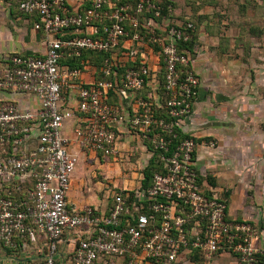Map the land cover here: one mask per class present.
I'll list each match as a JSON object with an SVG mask.
<instances>
[{
	"label": "built area",
	"instance_id": "obj_1",
	"mask_svg": "<svg viewBox=\"0 0 264 264\" xmlns=\"http://www.w3.org/2000/svg\"><path fill=\"white\" fill-rule=\"evenodd\" d=\"M10 1L38 19L34 29L47 40L44 54H13L0 64V244L13 249L42 235V264H194L196 256L203 264L225 257L264 264L262 229L231 219L226 200L198 185L197 148L215 143H198L181 127L200 90L193 58L178 48L194 26L171 23V5L165 16L161 0H86L77 10L67 0ZM144 47L159 55L171 121L156 119L152 104L136 97L145 84L158 86L149 65L140 60L119 81L108 79ZM82 52L110 56L101 79L84 83L85 68L61 64ZM147 98L160 107L157 93ZM175 128L189 138L179 140ZM127 136L141 140L148 157L157 152L162 171L147 188L141 177L134 190L111 191L103 206H72L81 156L117 158Z\"/></svg>",
	"mask_w": 264,
	"mask_h": 264
},
{
	"label": "rangeland",
	"instance_id": "obj_2",
	"mask_svg": "<svg viewBox=\"0 0 264 264\" xmlns=\"http://www.w3.org/2000/svg\"><path fill=\"white\" fill-rule=\"evenodd\" d=\"M161 1L171 4V23H191L196 34L204 28V37L197 39L193 72L205 95L195 102L190 130L183 128L199 143L213 141L210 152L223 161L205 169L204 176L224 194L232 193V183H226L239 167L253 181L264 179L262 168L251 173L254 165L264 166V0ZM157 57L156 66L161 64ZM122 142L117 158H82L69 191L72 202L103 206L111 191L139 185L147 154L139 140L129 137ZM215 264L230 263L218 258Z\"/></svg>",
	"mask_w": 264,
	"mask_h": 264
},
{
	"label": "crops",
	"instance_id": "obj_3",
	"mask_svg": "<svg viewBox=\"0 0 264 264\" xmlns=\"http://www.w3.org/2000/svg\"><path fill=\"white\" fill-rule=\"evenodd\" d=\"M67 2L70 8L73 10L83 8L87 5L86 0H67ZM34 23L35 22L31 17L25 16L18 11L15 1L0 0V64H3L4 59L13 54H44L46 50L47 38L42 32L36 31L34 29ZM197 36L198 40H201L204 37V28H202V26L198 31ZM156 55L157 54L149 47L141 48L140 60L147 65H150L149 67L153 68L155 71L153 74L155 73V76L156 73L159 72V65H155L156 59H158V55ZM193 62L195 64V59H193ZM194 64L193 68H195ZM83 68H85V70L81 76L82 81L84 83H91L96 78V67L94 66V63L86 60L83 63ZM154 80L155 78L152 76L151 83H153ZM202 90L203 89L200 88L196 101L204 97L205 91ZM68 97L70 102L74 103L77 97V90L75 89L70 91ZM116 97L119 101H121V98L118 96ZM122 103L125 105L127 104L125 100L121 102V104ZM193 116L195 115L192 114L190 118L184 122V124L181 126L182 130L184 127L188 129V131L190 130L189 128L193 125ZM129 137L139 140L133 136H127L125 139H128ZM139 142L141 143L140 149L146 152L141 140H139ZM210 150L213 149H207L203 146H199L195 154V165L197 172L204 178L202 182L203 189L208 193L216 194L217 196H220L224 199H226L225 195H227L228 197L226 200L229 217L237 221L250 222L261 228L263 232L262 244L264 245V179L257 177V181H253L252 179L245 177L244 172H242L241 168L239 167L236 171V174L233 175L232 182L226 183L227 185L232 183V187L228 186L230 189H232V193L224 194L223 191L217 192L218 187L215 185L214 180L209 182L206 176L203 174L205 169L216 168L218 164H221L220 161H222L219 159V157L215 156L214 153H211ZM146 154L148 160V153L146 152ZM82 158H84V156H81L80 163ZM207 158H209V160ZM214 159H216V161ZM258 165L261 166L258 167L254 165L252 167L251 173H256L258 168L264 169L263 163ZM251 182L253 183V186ZM252 189L253 192L248 193V191ZM72 199L73 198H71V194L69 193V202L72 206L76 208H82L85 206H80L79 204L77 205V203L72 202ZM15 244L16 247L13 249L6 248L0 244V264H7L9 262L14 264H42L45 250L44 236L38 235L35 242H31L28 239L25 241L19 239L15 241ZM225 258H227L228 263L235 264L233 263V259L228 257Z\"/></svg>",
	"mask_w": 264,
	"mask_h": 264
},
{
	"label": "trees",
	"instance_id": "obj_4",
	"mask_svg": "<svg viewBox=\"0 0 264 264\" xmlns=\"http://www.w3.org/2000/svg\"><path fill=\"white\" fill-rule=\"evenodd\" d=\"M171 5L169 1H163V7H164V12L163 15L167 16V11L166 8L167 6ZM33 19V21L36 23L38 22V19L36 17H31ZM197 34L196 31L192 34V38L191 40L187 41V42H181L179 44V52L182 51H186L188 52L190 55V57L193 58L195 52H196V46H197ZM156 51V49H155ZM109 55H104V54H99V53H93V52H82L81 55L79 57H65L62 61L61 64L63 66H67L69 68H77V69H81L83 70V63L88 60L91 61L92 63H94V66L96 67V79H101L103 77L102 73H101V68L103 67V63L105 61V59L109 58ZM139 62H140V58L137 57L134 61L132 62H126L124 64L125 67L121 66V64H118L117 67H114V72H116V76H114L113 74L108 78L110 80L114 79V77H116V79L119 81L120 80V76L123 74L124 69L125 68H136L137 66H139ZM162 75H163V71L161 70L159 77L157 76V80H158V86L157 88L154 90L151 86H148L147 84L144 85V89L140 92L137 93V98H141L144 100H147L148 102H150L152 104V110L154 113V116L156 117V119H165L166 121H171L170 118L168 117L167 114V109L165 107V100L167 98V95L165 93V90L163 89L162 85H163V79H162ZM157 93V95L159 96V103H160V107L153 105V101L151 99H148L147 96L149 93ZM114 97V102H117L118 99L117 97ZM175 131L177 132V134L179 135V140H184L186 138H189V136L187 134H184L179 128H175ZM196 142H200L201 140H197L195 139ZM175 143H178L175 142ZM162 171V164L159 161L158 158V153L154 152L152 156H150L147 160V163L145 165V168L142 171V187L143 188H147L151 185L152 182V178L154 176L155 173H159ZM199 175V174H198ZM204 178L202 176H199V180H198V185L202 187V182H203ZM205 194L209 195V193L207 191H204ZM227 195H225V198L227 199ZM225 199V200H226ZM227 202V200H226ZM203 258H199L198 256L193 258V263L194 264H203Z\"/></svg>",
	"mask_w": 264,
	"mask_h": 264
}]
</instances>
